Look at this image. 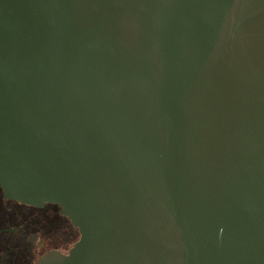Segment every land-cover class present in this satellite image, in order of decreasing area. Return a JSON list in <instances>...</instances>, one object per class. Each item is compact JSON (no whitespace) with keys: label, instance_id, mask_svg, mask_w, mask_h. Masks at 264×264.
<instances>
[{"label":"water","instance_id":"obj_1","mask_svg":"<svg viewBox=\"0 0 264 264\" xmlns=\"http://www.w3.org/2000/svg\"><path fill=\"white\" fill-rule=\"evenodd\" d=\"M0 187L38 264H264V0H0Z\"/></svg>","mask_w":264,"mask_h":264},{"label":"flooded vegetation","instance_id":"obj_2","mask_svg":"<svg viewBox=\"0 0 264 264\" xmlns=\"http://www.w3.org/2000/svg\"><path fill=\"white\" fill-rule=\"evenodd\" d=\"M79 234L60 208L8 199L0 187V264H38L46 254H66Z\"/></svg>","mask_w":264,"mask_h":264}]
</instances>
